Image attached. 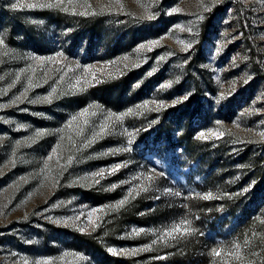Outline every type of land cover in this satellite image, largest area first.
<instances>
[{"label":"rangeland","instance_id":"1","mask_svg":"<svg viewBox=\"0 0 264 264\" xmlns=\"http://www.w3.org/2000/svg\"><path fill=\"white\" fill-rule=\"evenodd\" d=\"M17 2L0 0V37L8 52L0 49V264L47 258L54 264H228L211 250L235 243L254 264H264V0H73L77 12L85 10L79 5L91 4L95 14L90 15L12 8ZM154 40L159 44L151 51H136ZM181 41L193 47L184 51ZM58 52L67 57L62 64L42 69L32 59ZM112 61L117 63L109 65ZM75 63L81 70L60 82L64 66ZM30 65L42 86L13 103L27 87L32 73L21 70ZM92 65L100 82L69 91L70 78ZM102 67L112 75L103 74ZM48 68L53 70L45 83ZM56 86L51 103L30 102ZM145 102L149 109L167 106L137 108ZM91 104L103 112L91 118L85 136L98 130L108 112H133L113 122L110 134L77 151L76 123L66 126ZM37 131L45 134L36 137ZM209 131L224 134L197 139ZM57 144L61 164L69 155L74 160L67 171L55 157L48 161L53 180H59L53 187L45 181L44 163ZM117 148L131 150L113 154ZM117 163L127 166L106 173L98 184L76 182ZM149 175L153 178L145 180ZM142 183L147 191L128 196ZM209 193L213 198L204 199ZM126 196L128 203L119 210L98 214L99 227L87 226L88 211ZM76 216L74 223H55ZM182 219L191 220L196 231L158 239ZM139 229L144 231L136 235ZM125 249L134 254H124Z\"/></svg>","mask_w":264,"mask_h":264},{"label":"snow or ice","instance_id":"2","mask_svg":"<svg viewBox=\"0 0 264 264\" xmlns=\"http://www.w3.org/2000/svg\"><path fill=\"white\" fill-rule=\"evenodd\" d=\"M73 5V0H67V3L65 2V0H47L46 3H35V4H27V5H23L19 2L14 3L12 5V8H19V7H29V8H36V7H40V8H59L62 11L68 12L71 11L72 14H79V15H90V14H95V11H89L92 8L91 4H83V5H79V7L84 8V11H80L77 12V7L76 6H71ZM71 6V7H70ZM109 8L112 7V5H108ZM104 9L101 8V11H103ZM208 10V9H205ZM173 11H177V9H173ZM148 19H154L155 16L152 14H149L147 16ZM177 28L180 29L181 31L187 30V31H191V27L188 28H184L183 26L177 25ZM181 44H183V50L187 51L189 49H191L193 47L192 43H184L183 41L180 42ZM159 44V40H154V41H150L146 44H141L139 46V48L136 50L137 52L143 51V50H148L151 51L154 47L158 46ZM0 49L3 50V55H7V47L5 44V40L0 37ZM33 61L36 63L37 66L41 67L43 69V66L45 64L51 63V64H62L63 61L67 60V57L64 56V54L62 52H58L56 54V56L54 57H32ZM161 60L164 59V57H160ZM123 60L127 61L129 60V57H124ZM116 61H112L109 62V65H114L116 64ZM127 66V65H125ZM139 66L138 64H133V67H137ZM66 70L63 71V74L60 75L59 77V81L60 82H64L65 81V77L68 76L69 72L75 73L77 70H81V65L79 63H75L74 65H65L64 66ZM96 66L92 65V66H85L82 68L81 74L80 75H73L70 79L72 82L68 83V89L69 91H83L85 86H88L92 83V81H96L97 83L100 82V80L97 79V75H96V71H95ZM53 69L48 68L46 70H44V82L47 83V79L49 76V72H51ZM57 72H60L61 69L57 68L55 69ZM119 69H117L118 71ZM30 71L32 73L31 76L27 77V87H25L24 91L21 93L20 96H17L16 99L13 101V103L22 101L23 99H27V93L30 89L35 88V87H40L42 86L40 83L35 82L34 81V76H35V72H36V68L32 67L31 65L29 66L28 69H23L21 70L22 73L24 72H28ZM100 71L103 74H106L107 76H111L112 73L111 72H107L104 73L103 72V67L100 69ZM153 71H155V69H153ZM152 73H149V75H151ZM0 79H2V77H0ZM21 79V74H17L16 75V82H19ZM171 83V82H170ZM245 83H247V80L245 81ZM15 86V82L10 85V87H14ZM168 85H165V87H167ZM58 93V86L56 87H52L51 91L43 97H38L36 100H32L30 101L31 103H37V102H47V103H51L53 98L56 96V94ZM60 94H63V92H61ZM188 96H184L182 98V100H187ZM182 100H173L172 103H178V102H182ZM167 105H165L164 103H159L156 105L155 109H149V105L148 102H145L142 105H138L137 108L138 109H146V110H156L159 111L161 108L166 107ZM99 112H103V109L100 108L99 105L96 104H91L88 107H85L84 109H82L78 114L74 115L71 118V121H69L68 125L66 127L68 128H72L73 123H76V128H75V137L77 139H80V147L76 148V140L73 139L72 136H68V141L69 143L72 144L73 148H76L77 151H79L81 148H87L89 146H91V144H93L96 140L103 138L105 135L110 134L111 130L114 127V123L113 122H121L124 118L125 115L128 114H132L133 110L129 109L128 113H124L121 115H116L115 113L112 112H108L106 115H104L103 120L98 124V130H95V128L92 130L91 135L90 136H85V130L87 128H89L90 126V120L92 117H96L97 113ZM61 132H63V129L59 130ZM45 133L43 131H37L36 132V137H40L43 136ZM224 133L223 132H215V131H209L208 133L205 132H200L197 136V139H208L211 138L213 136H222ZM129 137L132 136V133H128ZM261 137H264V132L260 133ZM65 139L64 136H61V141H63ZM128 144L131 145L132 144V139L128 140ZM61 147L60 144H57L56 148L52 149V154L48 156L47 160L44 163V171L46 173H48L47 175H45V181L51 182L52 186L55 187L58 183L59 180H53V177L51 176V169H50V165L48 163V161L53 160V158H56V163L58 165V167L62 170V171H67V168L72 164L73 160H74V156L73 155H69L67 157V160L65 161L64 164L60 163V160L62 159V157L59 155L58 153V149ZM130 148H117L112 150L113 154L115 152H127L130 151ZM107 154V153H106ZM15 161H12V164L14 166ZM126 164H120L117 163L115 165H113L111 168H103L100 169L96 172H92L88 175H85L83 177H81L78 181H76L77 183L80 182H84V183H93V184H98L100 183V181L102 179L105 178V174L107 173V175H113L116 172H118L122 167H126ZM153 177L151 175L145 177V180H151ZM24 179V178H22ZM134 179H140V177H136ZM116 187H118V185L113 184L112 188L115 189ZM148 189L146 187L143 186V183L141 185H137L136 187L132 188L129 191L128 196H133V193H136L137 195L139 194V192H143V191H147ZM248 188H245L244 191H248ZM177 195H179V193H177ZM128 196L124 197L123 199H121L120 201H118L116 204L114 205H107L104 208H93L90 211L87 212V226L91 227L93 230L97 227H99V223L98 221H100L102 219V215H98V214H106V209L110 210V211H115V210H119L121 207H123L126 203H128ZM134 198V197H133ZM204 199H212V194L209 193L206 196L203 197ZM70 203V201H69ZM61 204H63V202H61ZM56 206H60V205H56ZM83 215V213L81 214ZM80 216H76L75 218L69 217L66 220H56L55 223H74L75 221L79 220ZM81 232L85 231L86 228L85 227H81L79 229ZM144 229H139V230H134L136 235H139L140 232H143ZM196 229L192 228V221L188 220V219H182L179 223H175L171 226V228L164 230L158 237V239L160 241L166 242L169 238L170 239H176L177 238V234H179V236L183 237L185 235H191L193 232H195ZM157 241L154 240L152 241V244H156ZM249 244V241H244V247H247ZM148 247H151V245H149ZM147 249H139V251H144ZM109 251L113 252L114 254L116 253L115 249H109ZM124 252V254H134V251L132 250H122ZM67 255V253L65 254ZM211 255L214 258H227V262L228 264H254V261H252L251 259H249V253L244 251L241 244L239 243H235L231 246V248L229 249H225L222 247L219 248H214L211 250ZM251 255H257L256 253L252 252ZM82 258V257H81ZM25 264H27V261H25ZM35 264H54V260L52 258H47V259H42V260H37L35 261ZM215 264V262H214Z\"/></svg>","mask_w":264,"mask_h":264}]
</instances>
